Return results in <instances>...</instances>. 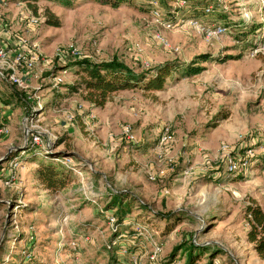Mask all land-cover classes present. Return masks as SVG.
I'll return each instance as SVG.
<instances>
[{
	"label": "rangeland",
	"instance_id": "374dc122",
	"mask_svg": "<svg viewBox=\"0 0 264 264\" xmlns=\"http://www.w3.org/2000/svg\"><path fill=\"white\" fill-rule=\"evenodd\" d=\"M157 1L159 19L150 0H0L10 34L35 43L44 60L27 88L0 79V264H186L187 249L192 264H264L244 215L252 201L264 210V0ZM48 12L58 26L45 22ZM31 17L38 22L29 26ZM192 20L226 31L207 39ZM71 44L80 57L60 59ZM114 57L138 71L165 61L181 69L163 90L117 91L103 106L70 88L80 76L69 63ZM163 130L168 147L159 144ZM44 148L70 159L75 180L57 193L32 173ZM120 190L176 212L172 229L138 207L118 222L105 205ZM23 246L31 254L24 263Z\"/></svg>",
	"mask_w": 264,
	"mask_h": 264
},
{
	"label": "trees",
	"instance_id": "16d2710c",
	"mask_svg": "<svg viewBox=\"0 0 264 264\" xmlns=\"http://www.w3.org/2000/svg\"><path fill=\"white\" fill-rule=\"evenodd\" d=\"M57 1H60L65 5L71 3L70 0ZM96 1L116 7L121 2H128L131 0ZM28 5L33 7V10H36L35 6L31 4ZM48 13L49 15L46 16L45 22L52 26H58V18L50 12ZM199 58L206 60L207 56L203 55L199 56ZM69 66H77L79 68L77 74L80 76L78 87L73 84L70 88H80V90L83 91L84 99L96 106H103L107 101L108 96L117 91L136 88L144 91L163 90L167 79L180 67L177 61H165L145 70L138 71L115 57L111 60L100 62H94L89 58H84L69 63ZM200 69L201 67L198 66L186 67V71H191L194 74L198 73ZM11 89L12 91L16 90L14 87H11ZM4 97H2L4 102L13 104L14 101L12 98ZM16 102H21V98H17ZM33 159L35 167L32 169V173L40 183L41 187L50 193L59 192L75 180L70 166H66L65 164L56 161L54 156H51L48 150L43 151L41 156L38 158L33 157ZM105 206L106 209L109 208L114 210L113 215L117 218L118 222H121L136 207L141 210L150 211L154 216L158 217L157 219L165 222L164 228L168 229L167 232L173 227V224H169L171 223L170 220L177 215L174 211L161 213L153 210L148 204L143 200L138 199L130 191L120 190L117 192H110L109 200ZM244 215L249 224L247 240L253 244L257 256L264 261V210L259 204L252 201L245 206ZM20 239L22 240V238ZM20 239H17L16 241H19ZM28 246L25 247L30 249ZM25 247L23 246L22 254H18L17 256L19 259H23H21L22 263H24ZM186 253L188 255L186 264H192L194 261L192 252L187 249Z\"/></svg>",
	"mask_w": 264,
	"mask_h": 264
},
{
	"label": "built area",
	"instance_id": "2783aa9c",
	"mask_svg": "<svg viewBox=\"0 0 264 264\" xmlns=\"http://www.w3.org/2000/svg\"><path fill=\"white\" fill-rule=\"evenodd\" d=\"M150 4L152 5V16L156 19L161 18V12L158 7L157 0H150ZM212 10V6H207L205 8L206 12H210ZM38 22L37 17H31L28 20V25L32 26ZM168 22V21H167ZM192 27L195 28L199 34L205 36V38L210 39L214 37L221 36L225 33L226 28L221 25H209L200 23L197 20H192ZM169 26V24H167ZM15 37V38H14ZM12 36L8 31V27L4 18L0 16V79L6 81L9 84H12L18 88H27L29 86L30 80L32 77H35L36 72L38 71L37 65L40 61H44L42 58V54L38 49V46L35 43H32L28 38L23 36ZM155 38L158 42H161L163 45L168 46L167 41L163 38V36L159 33L155 34ZM79 52L76 47L72 44L68 46V48L63 50H58L57 54L60 59H66L67 57H80ZM41 106V104H38ZM73 116L69 115V119H72ZM91 117H94L93 115ZM7 133V128L3 125L0 126V136H3ZM125 138L130 142L135 141L134 133L132 132L129 126H126L123 130ZM93 135V133H90ZM33 144H38L39 135L34 134L32 141ZM159 144L164 147H168L170 145V136L167 130H163V132L159 136ZM223 148H227V146H223ZM48 148H44L45 151ZM56 161L65 164L67 166L66 160L69 161V157H54ZM16 157H13L8 161L10 167H15L17 162H15ZM65 159V161H63ZM238 167H240L233 159L229 158L227 160V170L229 172H235ZM154 174H149L150 180H155ZM167 192V191H166ZM158 248L156 247V251ZM156 251L152 253V258L156 256ZM24 262L28 261L31 257L30 252H24ZM118 264H121L120 262Z\"/></svg>",
	"mask_w": 264,
	"mask_h": 264
},
{
	"label": "water",
	"instance_id": "95a60500",
	"mask_svg": "<svg viewBox=\"0 0 264 264\" xmlns=\"http://www.w3.org/2000/svg\"><path fill=\"white\" fill-rule=\"evenodd\" d=\"M4 159H6V158H2V159H0V162H2Z\"/></svg>",
	"mask_w": 264,
	"mask_h": 264
}]
</instances>
